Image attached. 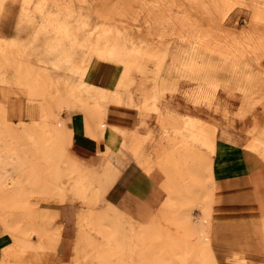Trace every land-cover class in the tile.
Returning <instances> with one entry per match:
<instances>
[{"label":"rangeland","instance_id":"rangeland-1","mask_svg":"<svg viewBox=\"0 0 264 264\" xmlns=\"http://www.w3.org/2000/svg\"><path fill=\"white\" fill-rule=\"evenodd\" d=\"M113 133L145 212L109 197ZM0 264H264V0H0Z\"/></svg>","mask_w":264,"mask_h":264},{"label":"crops","instance_id":"crops-1","mask_svg":"<svg viewBox=\"0 0 264 264\" xmlns=\"http://www.w3.org/2000/svg\"><path fill=\"white\" fill-rule=\"evenodd\" d=\"M110 144L112 150V164L117 168L118 173L112 184L109 197L116 203L125 207L139 209L140 212L147 211L161 200L162 191L155 179L145 173L136 163L132 155L118 143L117 134L113 133ZM77 136V135H76ZM80 147L78 150L95 157L99 155L98 149L83 137L76 138ZM243 141L236 132L225 127L217 130L216 134V155L214 160L220 164L217 171L219 175L226 174L234 168H241V172L231 179H224L223 187L233 186L235 182H242L254 189L251 174L246 170L243 162ZM225 187V188H226ZM137 211V210H136Z\"/></svg>","mask_w":264,"mask_h":264}]
</instances>
